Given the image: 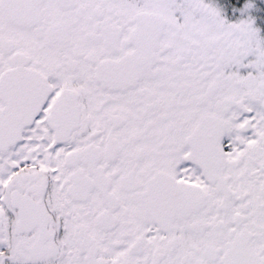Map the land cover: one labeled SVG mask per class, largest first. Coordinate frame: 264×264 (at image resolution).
<instances>
[{"label": "snow or ice", "instance_id": "obj_1", "mask_svg": "<svg viewBox=\"0 0 264 264\" xmlns=\"http://www.w3.org/2000/svg\"><path fill=\"white\" fill-rule=\"evenodd\" d=\"M0 264H264V0H0Z\"/></svg>", "mask_w": 264, "mask_h": 264}]
</instances>
